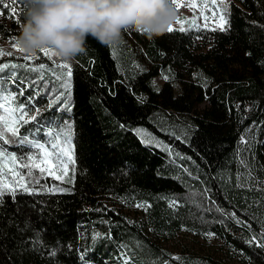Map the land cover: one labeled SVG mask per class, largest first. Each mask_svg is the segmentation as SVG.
I'll return each instance as SVG.
<instances>
[{"label": "trees", "instance_id": "16d2710c", "mask_svg": "<svg viewBox=\"0 0 264 264\" xmlns=\"http://www.w3.org/2000/svg\"><path fill=\"white\" fill-rule=\"evenodd\" d=\"M226 2L227 30L174 28L149 40L130 29L114 47L89 37L86 53L69 63L68 92L46 74L64 95L53 100L42 90L33 116L44 131L55 124L61 137L71 131L73 161L61 179L45 173L28 193L3 198L0 264H110L124 248L134 264H221L210 256L173 259L164 243L182 230L212 233L240 264H264V248L249 243L264 234V0ZM25 7L18 0L15 17L2 8L0 44L16 43ZM7 52L0 63L63 71L57 56L38 52L39 60L26 61ZM27 146L8 149L22 156ZM102 197L142 211L134 220L107 207L104 213Z\"/></svg>", "mask_w": 264, "mask_h": 264}, {"label": "snow or ice", "instance_id": "6c2138e0", "mask_svg": "<svg viewBox=\"0 0 264 264\" xmlns=\"http://www.w3.org/2000/svg\"><path fill=\"white\" fill-rule=\"evenodd\" d=\"M17 2L18 0H0V15L4 14L2 8H7L9 9V16L15 17L18 14V9L16 8ZM170 3L175 6L176 10L184 6L178 3V0H170ZM189 7L193 10L194 19L195 13L198 10L202 19L205 21L211 19L213 23L220 21V30H227L230 5L226 0H189ZM177 23L181 25L179 31H185L184 25L186 23L198 28L197 25L187 20L177 19ZM173 31H175V29L172 26L168 28L169 33ZM12 46L16 51L21 52L17 43H13ZM112 47H114V45H112ZM39 52L44 53L49 56V58L56 56L50 49H41ZM3 56L11 57L12 53L4 52L0 49V57ZM40 58L41 57L37 54L24 55V60L26 61H35ZM56 67L63 71L56 74V72L45 63H39L38 65L21 63L19 61L0 63V207L3 206V198L5 196L14 198L21 192L28 193L30 184H38L45 173L52 176L54 179H61L62 176L67 174L61 159L64 154L63 146L60 144V137L64 134L63 130L60 129L57 132L59 129L57 125L56 128L44 131L43 128L39 126V122L36 121V117L32 116L33 112L39 111L38 107L34 104V100L36 96L41 94L42 90L45 95L53 93L51 97L53 100L64 95V93L56 89L54 82L45 80V76L48 72H53L56 79L62 81L59 86L60 88H63L65 92L70 90V77L72 75L71 65L61 60L57 63ZM18 69H25L28 72L36 73V75L26 76L17 71ZM164 78L168 79L167 76ZM50 83L52 87H49ZM29 87L34 90V94L25 95ZM65 110H68L67 105L65 106ZM30 122H36L34 127L32 129L25 128V125ZM67 127L69 126L65 124L64 128ZM21 128L25 129L23 133L21 132ZM140 131L141 130H137V134H139ZM41 132H43L44 136L48 137L47 143L53 151H48L44 143L35 139H28L29 134L35 138L39 136ZM54 132H57L55 137L53 136ZM17 143L19 145L27 144L31 148L37 149L44 158L38 159L34 154L20 156L17 153L10 152L8 146L16 145ZM147 143H150V141ZM165 150L170 151L168 148H165ZM241 163H243V160ZM23 169H27V172L23 171ZM34 169L38 170L39 175L33 171ZM136 207H141V205H136ZM225 216H228V213H225ZM231 216L235 217V213L233 212ZM237 223L241 224V226H247L249 229L251 228L247 222L237 220ZM208 235L211 236L213 234L209 233ZM249 243H254L264 248V234H260L258 239L253 237ZM173 259L179 258L174 257ZM125 264H128V262L125 261Z\"/></svg>", "mask_w": 264, "mask_h": 264}, {"label": "clouds", "instance_id": "9594fccd", "mask_svg": "<svg viewBox=\"0 0 264 264\" xmlns=\"http://www.w3.org/2000/svg\"><path fill=\"white\" fill-rule=\"evenodd\" d=\"M17 45L22 55L50 49L71 63L86 53L89 37L102 46L122 41L128 30L152 40L178 19L170 0H25Z\"/></svg>", "mask_w": 264, "mask_h": 264}, {"label": "rangeland", "instance_id": "374dc122", "mask_svg": "<svg viewBox=\"0 0 264 264\" xmlns=\"http://www.w3.org/2000/svg\"><path fill=\"white\" fill-rule=\"evenodd\" d=\"M178 3L184 5V6L178 8L176 10L177 14H178V19L191 21L192 24L197 25L198 27H201V28H205V29H210V30L220 29V27H219L220 21H217L216 23H213L211 19H209L208 21H205L204 19H202L200 17V12L198 10L195 13V19H194L193 10H191L189 7V0H178ZM172 27L179 29L181 27V25L178 24L176 21L172 25ZM184 27H185V29H188V28L194 27V26H191L190 24L186 23L184 25ZM128 31H130V30H128ZM0 49H2L4 52L16 51L13 48V46L10 45L9 43L0 44ZM163 81H164V79L160 78V77L156 78V80H155V82L158 85H161L163 83ZM206 106H207V102H203L197 106V110H202ZM33 115H34V113L32 114V116ZM56 126H57V124H55V128H56ZM60 129L61 128L59 127L58 131ZM66 133L69 135V137L66 136V134L64 137H60V144L63 146V150H64V154L62 155L61 159L63 161L64 168L67 172L68 166L73 161V156H72V137L70 136L71 131L69 130ZM139 135L142 136V138L144 140H146L147 142L150 141L151 144H153L154 146H156L160 149H163V150H165V148L170 149L169 147H167L166 145H164L158 141L156 142L149 137H144V135L147 136V134L145 132H140ZM54 137H55V135H54ZM47 141H48V137L45 136L42 143H44L47 150L51 152L53 150L51 149V147L49 146ZM157 145H159V146H157ZM10 152H12V151H10ZM167 152L170 153V151H167ZM27 154H34L38 157V159L44 158L39 153V151L37 149L31 148L29 145L27 146V150H25L23 152L22 156H26ZM263 155H264V151H263ZM25 162L27 163L26 160H25ZM57 163H59V162H57ZM23 171L27 172V169H23ZM57 174H59V173H57ZM49 177L53 178L52 176H49ZM29 191H30V189H29ZM100 199H101V204L98 207L104 213H105L104 207H107V209L113 210L120 215H122V214L125 215L126 218H128L129 220H134V219H137L139 217V215L142 211V206L136 207L135 204L134 205L133 204H126V203H123V202H121L117 199H114L112 197H102ZM87 233L89 235L94 236V233L90 229H89V231H87ZM164 244H165L164 246L166 248H168L175 257L183 258V257L188 256V255L210 256V257H213L214 259H216L221 264H240L236 259L229 258L226 255L227 254L226 253V247L223 246L222 243L219 240H217L215 237H213L212 235L209 236L207 234V235H205V237H201V236H196L193 233H190L186 230H182L177 234V236H175L173 239L169 240L168 242H165ZM125 261H127L128 264H134L132 259H131V255H129L127 253V250L124 248L123 250L119 251L118 255L114 258V262H112L110 264H125ZM97 264H101V263H97Z\"/></svg>", "mask_w": 264, "mask_h": 264}]
</instances>
